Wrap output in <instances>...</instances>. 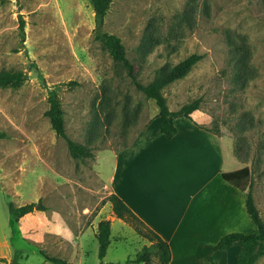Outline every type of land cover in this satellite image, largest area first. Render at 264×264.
<instances>
[{
    "label": "rangeland",
    "instance_id": "1",
    "mask_svg": "<svg viewBox=\"0 0 264 264\" xmlns=\"http://www.w3.org/2000/svg\"><path fill=\"white\" fill-rule=\"evenodd\" d=\"M94 30L90 0H0V73L25 77L19 86L0 87V235L11 242L14 264L43 263L41 252L70 264L123 263L149 242L137 221L114 216L103 178L115 154L124 158L159 131L158 109ZM102 30L121 40L143 85L191 54L202 56L162 90L167 107L200 101L192 118H207L203 128L228 142L234 166L249 168L264 221V4L111 0ZM226 33L248 50L245 72L229 65ZM49 90L56 91L67 137L87 145L91 157L72 158L52 130ZM8 202H39L43 210L14 221ZM101 220L111 227L103 260L94 235Z\"/></svg>",
    "mask_w": 264,
    "mask_h": 264
},
{
    "label": "crops",
    "instance_id": "2",
    "mask_svg": "<svg viewBox=\"0 0 264 264\" xmlns=\"http://www.w3.org/2000/svg\"><path fill=\"white\" fill-rule=\"evenodd\" d=\"M207 121L192 115L176 118L173 138L158 131L124 158L115 154L112 171L103 178L110 194L168 244L169 264H237L239 246L215 245L226 234L255 230L246 212L245 192L221 177L241 167L234 166L228 142L203 128ZM77 252L81 257L79 248ZM14 256L2 233L0 264H14ZM255 264H264V257Z\"/></svg>",
    "mask_w": 264,
    "mask_h": 264
},
{
    "label": "trees",
    "instance_id": "3",
    "mask_svg": "<svg viewBox=\"0 0 264 264\" xmlns=\"http://www.w3.org/2000/svg\"><path fill=\"white\" fill-rule=\"evenodd\" d=\"M264 4V0H260ZM94 12L95 21V39L103 44L107 49L112 60L120 65L126 75L131 79L136 88L141 91L148 99L153 100L158 112L157 119L159 122V133L163 134L167 139L173 138L177 133V128L174 125V120L178 117L190 119L191 114L198 110L199 100H194L177 111L168 109L165 97L162 90L173 82L187 76L196 63L202 58L201 55L191 54L174 65H169L163 68L149 83L143 85L136 79L133 65L125 55V49L121 40L102 30L104 17L107 13L111 0H90ZM22 27V23H21ZM226 43L230 50V66L238 67L239 72H245L248 67V50L242 38H238L240 42L234 41L229 33L225 34ZM151 35L146 36L144 42L149 41ZM151 41L145 43V47H149ZM22 73H0V87H16L24 81ZM49 108L45 112L49 119L50 126L56 136L63 138L66 142L69 154L74 159L88 158L92 156L91 150L87 145L77 144L69 139L65 132L63 111L57 99L56 91L49 90L48 92ZM210 131V130H208ZM218 134V130L210 131ZM3 134L0 133V138ZM251 174L247 167L225 172L221 174L222 179L228 184L236 187L238 190L245 192L246 212L255 226V230L250 233L232 232L222 236L217 244L216 249H228L232 245L239 246L236 254L237 264H255V262L264 256V221L261 219L258 210L255 207L251 193ZM107 202L111 205L114 216L123 221L129 219L137 221L144 228V236L149 241V245H143L133 256L127 257L123 263H107V264H169L171 259L170 249L168 244L161 239L156 233L147 228L137 217L132 213L129 207L115 194H110L106 197ZM43 210L39 202L25 204L20 207H15L13 203L8 202V211L14 221H18L21 217L32 213L33 211ZM111 227L109 220H101L97 224V232L95 234L98 243V258L103 260L106 255L107 248L110 244ZM45 261L51 264H70L69 262L54 256H48L41 252ZM103 264V263H101Z\"/></svg>",
    "mask_w": 264,
    "mask_h": 264
}]
</instances>
